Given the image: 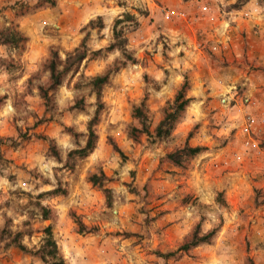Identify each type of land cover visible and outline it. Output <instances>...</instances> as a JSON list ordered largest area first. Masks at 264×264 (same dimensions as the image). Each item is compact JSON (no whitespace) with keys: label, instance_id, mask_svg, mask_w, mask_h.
Segmentation results:
<instances>
[{"label":"rangeland","instance_id":"374dc122","mask_svg":"<svg viewBox=\"0 0 264 264\" xmlns=\"http://www.w3.org/2000/svg\"><path fill=\"white\" fill-rule=\"evenodd\" d=\"M246 1L218 5L230 11ZM253 1L264 12V0ZM232 4L238 7L231 8ZM172 5L171 0H55L53 6L38 0H0V27L12 23L26 37L22 49L0 45V228L8 219L10 230L29 231L19 241L21 248L7 245L9 237L0 240V264H42L32 252L46 224L64 264H238L229 259L233 252L231 258H242L240 264H252L242 257V247L227 246L225 230L220 237L222 246L213 250L210 245L223 222L228 172L254 165L252 181L263 182L264 174L258 158L249 156L240 145L239 120L206 87V74L221 75L226 81L232 71H210L217 62H197L184 52L190 46L181 36L186 32L181 20L161 17L160 9ZM124 12L135 18L118 25L124 26V48L134 63H121L120 50L106 49L112 41L113 21ZM89 20H93L91 27ZM85 33L87 56L75 72H68L59 85L48 90L51 100L45 105L36 89L48 80L43 60L50 49L62 58ZM255 69L260 71L259 79L264 76V68ZM107 70L106 81L99 85L102 108L94 126L96 147L69 169L51 156L47 140L54 141L62 159L75 148L63 126L77 131V141L83 144L96 100L89 80ZM184 78L190 101L170 134L160 140L132 136L130 126L136 124L132 106L143 102L152 129ZM79 97L83 108H73ZM184 142L203 150L186 160L183 168L172 167L164 155ZM90 176L102 179L92 184ZM56 187L65 193H48ZM105 188L110 191V205L105 202ZM246 190H252L253 204L262 202L264 187L247 185ZM36 201L50 209L49 219L40 218ZM181 208L178 216L175 212ZM76 221L83 224V230H78ZM195 224L196 236L213 230L209 240L177 250ZM168 226L173 227L166 233L172 240L170 246L163 237ZM230 232L227 238L234 236ZM155 252L172 255L162 258Z\"/></svg>","mask_w":264,"mask_h":264},{"label":"crops","instance_id":"0c3cea01","mask_svg":"<svg viewBox=\"0 0 264 264\" xmlns=\"http://www.w3.org/2000/svg\"><path fill=\"white\" fill-rule=\"evenodd\" d=\"M171 1L173 5L165 8L183 9L188 12L189 17L181 20L183 28L186 30L181 36L188 41V45L190 46V48L184 47V52L192 56L197 62L206 63L209 60L217 62L211 70L209 69L210 71L215 70V68L222 72L228 69L232 71L230 76L227 75L229 77L226 81L220 77L221 75L216 74L213 76L208 73L209 76H207L206 74L208 82L206 87L213 90V94L218 95V99L223 96L226 97V104H222V106L230 110L229 114L233 119L239 120L237 124L238 129L240 123L243 121L244 114L249 113L252 116L253 122L251 124L250 136L264 150V76L259 79L260 71L253 70L254 67L258 66L262 69L264 68V12H260L261 5L258 1L247 0L237 10L225 11L218 4L221 1L228 2L230 0ZM203 4L209 7L205 12H201L198 8ZM248 11L250 15H247L246 12ZM223 19L231 21V25L228 23L226 29V43L221 44L218 43V39L220 38L218 36L219 33L216 31V34L213 29ZM202 32H204V35ZM193 43L202 45L204 55L200 57L194 56L192 50ZM243 86L245 88L244 91L238 93L237 88ZM244 95L250 96V104L242 102ZM238 129L236 130L237 134H241ZM241 135L243 139L244 136L243 134ZM241 144L242 140H240ZM247 152L249 156L258 158L259 170L264 174V160L256 155L253 150L247 149ZM253 166L252 168L256 169ZM237 167L228 172L230 188L224 191L226 207H223L222 211L223 222L214 243L210 246L213 250L215 247L222 246L220 237L225 230L223 236L228 240V247H242L241 252L244 259L248 258L252 264H264V197L262 202L260 204L256 203V205L255 202L254 204L251 202L255 199L252 190L245 191L247 185L252 188H263L264 181L257 182L251 180L253 178L252 168ZM255 197L257 198L258 196ZM249 205L250 207L247 208ZM164 208L168 207H162V209ZM240 210L242 211L239 212ZM170 213L171 211L164 212L163 214L167 215ZM175 213H178V216H180L182 208ZM166 228L163 230V237L164 239L166 238L167 242L163 243L170 246L172 240L166 236V233L167 230H173V227L168 226V229ZM230 231L235 232L234 236L227 238L231 233ZM239 234H241L240 237H238ZM153 239L156 240L154 237ZM254 246L261 249L255 251L253 250ZM245 247L246 250H244ZM210 253H213V251ZM231 257H235L234 252ZM231 257L229 259L233 260L234 263L240 264L239 262L242 261V258L235 259Z\"/></svg>","mask_w":264,"mask_h":264},{"label":"trees","instance_id":"16d2710c","mask_svg":"<svg viewBox=\"0 0 264 264\" xmlns=\"http://www.w3.org/2000/svg\"><path fill=\"white\" fill-rule=\"evenodd\" d=\"M40 3H46L50 6H53L55 0H38ZM238 7L236 4H232L231 8ZM100 21L99 16L96 17ZM133 22L135 18L124 12L120 17L114 19L112 24V41L109 42L106 46L107 50L118 49L121 51L124 61H129L134 63V58L130 53L126 52L124 45L126 43V38L124 36V26H118L123 22ZM93 20L87 22L88 26H92ZM135 23V22H134ZM118 26V27H117ZM98 27H101V22H98ZM87 33L79 40L78 44L71 49L66 51L62 58L58 55V52L55 49H50L47 57L42 62V70L48 73V80L46 85L38 84L36 86L37 94L40 98L43 99L45 105L51 100L48 95V90L52 87L59 85L62 82V79L68 72H75L79 66V63L87 56L89 51L87 44ZM26 37L16 29V25L9 23L7 26L0 27V45H5L14 49H22ZM213 61V59H212ZM108 70L103 74L94 76L89 80V83L95 93V109L93 115L89 118L85 126V137L83 144H80L77 141V136L79 133L75 131L71 126H63V130L72 136L75 144V148L68 150L65 154V157L62 159L59 149L56 147L52 139H48L45 136H39L42 139H48V149L51 156L58 162H63V166L71 169L73 167L74 161L76 159H81L86 157L90 152L96 147V133L94 126L97 123L99 111L102 108V103L99 99V85L101 82H105L107 79ZM30 81V80H29ZM188 89V83L186 79L181 82L178 88L175 90L171 101H169L161 109V117L157 123L150 129L148 116L143 109V102H139L138 105H133L131 108V117L136 121L135 125L130 126V134L134 137H137L141 134L150 138L151 140H160L166 138L174 124L179 120L181 114L183 113L185 107L190 101V97L186 95ZM3 96H0V101ZM83 98H76L73 102L72 107L82 109L83 108ZM112 148L120 153L119 149L112 144ZM203 150L202 146L199 145H189L187 142H184L182 145L173 148L164 155V160L176 168H183L184 162L193 158L197 153ZM102 178L104 177L101 174ZM102 178H97L95 176H90L89 181L92 184L99 183ZM65 193L63 189L58 187L48 191L50 194L56 193ZM106 205H110V191L108 189H103ZM34 205L37 207L38 214L42 220L49 219L51 217V211L46 206L40 204L36 201ZM8 219L5 220L4 225L0 228V240L3 238H10L7 245H14L22 247L19 244L20 239L23 235L29 234L28 230L22 228L17 231H12L7 225ZM78 224V230H83L84 226L80 221H76ZM25 227L26 222L23 223ZM197 224L193 227L191 233L184 237L183 241L177 247V250H186L190 246H194L199 242H206L209 240L210 235L213 230H209L203 233L200 236L197 235ZM42 237L40 239L39 245L33 250L32 254L36 256L42 264H64V258L59 251L56 241L54 240L51 227L49 224H46L41 228ZM155 254L162 258H167L172 255V252H155ZM157 264V263H154ZM165 264V263H162Z\"/></svg>","mask_w":264,"mask_h":264},{"label":"built area","instance_id":"2783aa9c","mask_svg":"<svg viewBox=\"0 0 264 264\" xmlns=\"http://www.w3.org/2000/svg\"><path fill=\"white\" fill-rule=\"evenodd\" d=\"M201 12H205L209 9V7L206 4H203L198 7ZM161 17L164 21H171V20H185L187 19L188 12L183 9H173V8H161ZM249 12V11H248ZM247 13V15H250V12ZM228 26V21L226 19L220 20L218 25L215 26L213 29L216 33V31L219 33V39L218 43L224 44L226 43L227 39L225 36L226 29ZM217 34V33H216ZM192 50L194 53V56L200 57L204 55V50L201 44L198 43H193L192 44ZM226 97L223 96L222 98L219 99V102L222 104H226ZM242 102L244 104H250L251 103V98L249 95H244L242 97ZM253 122L252 116L249 113L244 114L243 116V121L239 125V132L243 134L244 138L242 139V147L245 149L253 150L256 155H258L262 160H264V150L263 148L259 145V143L253 139L250 136V129H251V124Z\"/></svg>","mask_w":264,"mask_h":264}]
</instances>
